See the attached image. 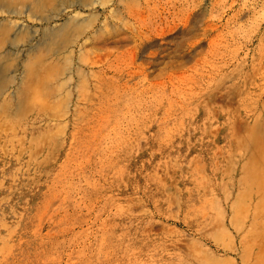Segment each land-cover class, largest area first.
I'll list each match as a JSON object with an SVG mask.
<instances>
[{"label":"rangeland","instance_id":"obj_1","mask_svg":"<svg viewBox=\"0 0 264 264\" xmlns=\"http://www.w3.org/2000/svg\"><path fill=\"white\" fill-rule=\"evenodd\" d=\"M2 66L0 264H264V0L0 3Z\"/></svg>","mask_w":264,"mask_h":264},{"label":"bare ground","instance_id":"obj_2","mask_svg":"<svg viewBox=\"0 0 264 264\" xmlns=\"http://www.w3.org/2000/svg\"><path fill=\"white\" fill-rule=\"evenodd\" d=\"M26 1H30V0H0V3L6 4L8 9L12 10V12H13V10L16 8V5L24 4ZM36 1L38 3H40L42 0H36ZM83 1H88V0H83ZM79 62L80 63L83 62L85 65L89 64L87 59H84L83 56L79 59ZM26 70H28L27 67H26ZM9 71H10V67L9 66L0 67V93L3 91V89L5 88V86H6L7 82H8V73H9ZM76 90H77L78 93L81 92V90H82L81 83L77 84ZM223 189H225L226 191L230 192V189L228 188V186L226 187L225 184H222V190ZM225 192H223V193H225Z\"/></svg>","mask_w":264,"mask_h":264}]
</instances>
